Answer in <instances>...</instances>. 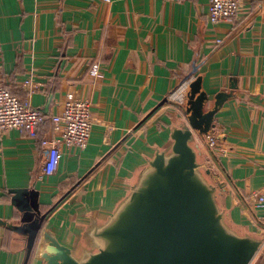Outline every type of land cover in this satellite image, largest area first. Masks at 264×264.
Masks as SVG:
<instances>
[{"label": "crops", "instance_id": "crops-1", "mask_svg": "<svg viewBox=\"0 0 264 264\" xmlns=\"http://www.w3.org/2000/svg\"><path fill=\"white\" fill-rule=\"evenodd\" d=\"M209 1L0 0V83L47 117L74 92L91 102L93 119L84 148L61 143L51 175L40 143L54 134L48 119L35 138L0 133V264H23L26 255V236L7 226L21 216L10 189H36L41 211L54 206L43 227L75 241L76 225L109 207L144 154L168 139L183 116L168 96L194 64L189 82L201 76L208 105L232 92L214 116L218 149L206 151L198 138L221 204L233 223L264 235V207L252 198L264 186V0H240L222 23L209 21ZM41 263L36 244L27 264ZM250 264H264V241Z\"/></svg>", "mask_w": 264, "mask_h": 264}, {"label": "water", "instance_id": "water-1", "mask_svg": "<svg viewBox=\"0 0 264 264\" xmlns=\"http://www.w3.org/2000/svg\"><path fill=\"white\" fill-rule=\"evenodd\" d=\"M196 71L194 64L183 81ZM231 97V91H219L208 105L201 76L193 77L183 116L168 139L144 154L126 191L109 207L88 217L81 230L76 225L75 241L61 238L53 224L43 227L54 206L41 211L36 189H10L21 216L19 224L7 226L26 236L23 264L36 244L41 264H250L264 235L230 220L221 204L222 185L199 142L206 143L216 112Z\"/></svg>", "mask_w": 264, "mask_h": 264}, {"label": "built area", "instance_id": "built-area-1", "mask_svg": "<svg viewBox=\"0 0 264 264\" xmlns=\"http://www.w3.org/2000/svg\"><path fill=\"white\" fill-rule=\"evenodd\" d=\"M110 1V0H105ZM241 6L240 0H210L208 5V19L212 23L230 21L237 14ZM100 65L95 62L91 65L89 73L96 76ZM189 80L183 81L168 99L184 104V95L187 91ZM25 87H31V81H24ZM91 102L79 98L74 92L65 95L61 112L58 116L47 117L40 110L31 106L27 100H21L11 90L0 83V133L16 128L25 131L35 138L41 124L47 121L51 123L54 134L52 137H43L40 140L44 148L42 169L46 175L55 171L60 154V145H77L84 148L90 139L93 119L91 115ZM204 147L206 151L214 152L218 149V141L215 134L206 136ZM208 151V152H209ZM211 170V163H210ZM252 198L258 206L264 207V186L256 191Z\"/></svg>", "mask_w": 264, "mask_h": 264}, {"label": "trees", "instance_id": "trees-1", "mask_svg": "<svg viewBox=\"0 0 264 264\" xmlns=\"http://www.w3.org/2000/svg\"><path fill=\"white\" fill-rule=\"evenodd\" d=\"M36 246V245H35ZM34 249H35V247H34Z\"/></svg>", "mask_w": 264, "mask_h": 264}, {"label": "rangeland", "instance_id": "rangeland-1", "mask_svg": "<svg viewBox=\"0 0 264 264\" xmlns=\"http://www.w3.org/2000/svg\"><path fill=\"white\" fill-rule=\"evenodd\" d=\"M207 155V154H206Z\"/></svg>", "mask_w": 264, "mask_h": 264}]
</instances>
